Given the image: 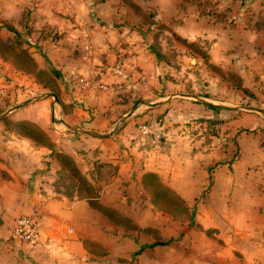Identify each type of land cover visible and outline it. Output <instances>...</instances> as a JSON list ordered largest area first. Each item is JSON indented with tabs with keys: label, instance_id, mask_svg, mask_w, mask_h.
<instances>
[{
	"label": "crops",
	"instance_id": "crops-1",
	"mask_svg": "<svg viewBox=\"0 0 264 264\" xmlns=\"http://www.w3.org/2000/svg\"><path fill=\"white\" fill-rule=\"evenodd\" d=\"M133 1L142 4L141 0ZM192 1L147 0V4H143L156 9L157 17L171 24L178 35L211 41V65L226 66L236 72H259L262 73L261 81H264V31L258 25L260 15L264 14V0H246L244 5L229 1L230 6L227 1L222 2L218 8H232L229 22L227 16L225 21L220 20V10H217L218 16L206 15L196 4L202 0ZM43 5L41 9H44ZM90 5L86 0H66L54 12L43 10V19L38 17L39 21L49 20L48 24L59 34L54 41L52 38L41 39L38 45L45 53L41 54L50 64L56 63L55 59L50 60L52 55L63 58V62L57 63L61 73L79 78L69 86L70 93L63 87L62 97L66 103L73 102V107L67 112L61 108L59 121L72 131H79L81 125L92 129L94 133L90 136L100 139L98 159L118 163L117 177L102 190L101 202L106 199L123 213L122 201L128 197L136 198L133 195L123 198L120 187L128 185L130 188L135 183L143 189V176L155 173L185 201L194 216L193 222L184 226H171L168 222L161 225L148 206L144 207L145 215L150 217L151 214L147 227L161 229L164 240L156 242L144 233L130 234L93 209L88 201L70 200L57 194L48 182L47 176L52 171L45 164L43 154L34 148H1L2 159L23 158L31 166L23 177V183L29 182V185L27 188L25 184L22 189L20 205L22 211L37 219L42 238L37 246H29L28 254H16L11 248H3L0 258L2 256L9 264H13L12 260L15 264H264V114L251 109V114L232 119L228 116L232 132L227 137L232 133L235 136V130H242L235 143H230L229 139L227 147L222 148L219 141L213 142L211 146L194 152L185 148V157L173 156L176 146L166 141L157 144L150 138L152 132L149 134V130L146 136L140 131L139 139L132 142L135 137L131 135L133 118L139 111L144 114V110L137 107L126 120L124 129L116 131V126L127 115L118 118L112 109L113 87L110 83L129 81L125 87L133 89L138 99L148 85L155 87L152 94L159 91L162 70L155 64L147 45L142 44L140 34L120 33L94 24ZM88 43L94 44V51ZM91 51L96 53L94 57L100 56V62L89 57ZM76 56L82 58L78 60ZM235 57L242 62H237ZM97 72L102 76L100 82H88L86 77ZM142 75L145 76L142 78ZM141 78L146 82L142 83ZM258 85L260 83L250 82L247 87L256 89ZM98 89L108 91L107 100L101 102L96 94L90 99L88 95L97 93ZM159 92L156 99L145 104L151 109L147 113L151 116L166 111L174 103L173 97ZM45 97L38 102H23L6 117L35 122L51 137L50 123H54L55 118L52 116L48 123L46 117L41 119L36 113L41 109L57 112L59 106ZM87 104L95 105L93 107L99 115L93 116L91 111L85 110ZM210 113L205 112L206 115ZM2 121L0 118V124ZM137 150L141 152L137 153ZM4 163L7 164L8 160ZM37 171L39 174L35 175ZM9 185L15 184L10 181ZM128 211L130 213L126 215L137 217L133 207H128ZM137 222L141 221L138 219ZM85 242L98 245L107 255L91 253Z\"/></svg>",
	"mask_w": 264,
	"mask_h": 264
},
{
	"label": "rangeland",
	"instance_id": "rangeland-1",
	"mask_svg": "<svg viewBox=\"0 0 264 264\" xmlns=\"http://www.w3.org/2000/svg\"><path fill=\"white\" fill-rule=\"evenodd\" d=\"M65 1L0 0V118H9L6 116L25 101L38 102L45 96L46 99L54 101L55 106H59L57 112L41 109L36 113V116L41 119L46 117L48 123H50L52 116L55 118V120L53 119L54 123H50L52 127L50 129L51 145L36 144L32 140L20 136L15 130L24 129L19 125L22 120L9 118L0 124V149L34 148L37 153L43 154L45 164L51 168L52 173H49L47 177L53 190L66 193L73 200H79L86 196L89 191L85 189V182L70 170L71 165L69 162L67 170L62 169L60 171L62 174H57L60 170V157L67 156L72 159L85 179L94 187L95 195H100V197L102 190L116 179L118 163H105L98 159V148L101 144L99 137L90 136L94 133L91 131L92 129L81 125L78 127L79 131H72L68 130L59 121L60 116H62L61 108L63 112H67L73 107L72 100V103H66L64 97H62L63 87L70 93L69 86L76 83L79 78L77 76L69 77L67 73H61L57 63L63 62V58L52 55L50 60L55 59L56 63L50 64L48 59L41 54L43 52L38 45L41 43V39L52 38L54 41L59 38V34L51 27V24H48L49 20L39 21L38 17L40 16V19H43V15H41L43 10L54 12V9ZM86 1L91 3V9L88 10L94 24L97 25L98 23L100 26H105L113 31H120V33H138L142 38V44H146L149 51L150 48H153L162 55L159 59L150 51L155 64L162 70L159 76L160 92L157 91V93L159 92L160 95L170 98L173 97L174 103L166 111L156 112L154 116L147 114L151 109L147 107L148 105H145L146 102L156 99L157 96V93L152 94L154 86L148 85L149 88H144V94L137 99V93L133 89L125 87L129 81L118 84L110 83L113 87V93L111 94L112 109L115 110L118 118H121L124 114L127 115L116 126V131L119 130L118 132H120L124 129L127 124L126 120L132 113H135L137 107L144 110V114H142L143 111H139L138 116L133 118L135 123L133 124L134 127L131 128V135L135 137L131 139L132 142L139 139L137 135L141 131V127L146 126L149 134L152 132L150 138L157 144L165 141L172 143L176 146V151L172 152L173 156L185 157L187 148H190V152L191 150L194 152L201 148H207L211 146V143L218 141L222 148H226L229 139L230 143L233 144L242 130H235V136L232 133V136L227 137L232 132L229 128L228 116H230L229 119H232L241 114H251V111H249L251 109H257L264 114L262 73L236 72L229 70L226 66L211 65L209 54L211 41L203 37L188 39L178 35L171 24H166L157 17L156 9L153 7L148 8L143 4H147V0H141L143 6L142 4L138 5L137 1L135 2L140 10V17L130 6V2H134L133 0ZM185 1L191 2V0ZM225 1L228 2V6L231 5L229 1L237 2L238 5L246 4V0H202L196 4H198L201 13L206 15L218 16L217 10H220V20L225 21L224 19L227 16L226 21L229 22V19H231H228L229 11H232V8H218ZM42 5L44 9H41ZM258 21V25L264 31V14L260 15ZM7 26H11L16 31H10ZM88 46H91L94 51V44L88 43ZM41 49L43 48L41 47ZM93 51H91L89 57L100 62V56L94 57L96 53H93ZM120 54L123 53H118V55ZM78 57L76 56L77 59ZM121 59L123 60L124 56ZM235 60L242 62L237 57H235ZM36 69L44 71L36 76ZM144 76L142 75V78ZM86 78L88 82L94 84L99 83L102 76L97 72V74H91ZM142 78L141 82L145 83L146 81H142ZM250 82L260 83V85L256 89H249L247 86ZM43 84L54 86V90H48L43 87ZM95 94L101 102L107 100V95L110 96L108 91L101 89H98L97 93H90L88 96L91 99ZM146 94L154 96L144 97ZM205 102L219 104L221 106L218 112L220 116H217V112L207 109L204 105ZM86 106L85 110L91 111L93 116L99 115L98 112H95L96 108L93 107L95 105L87 104ZM170 111L172 113L169 115ZM206 111L211 113L206 115ZM144 115L148 116L144 117ZM209 115L211 119L208 118ZM32 123L40 127L37 123ZM40 141L47 143L42 138H40ZM142 142V144H145V141ZM180 148L183 150H180ZM139 152L141 151L137 150V153ZM4 160H8V163L5 164ZM63 162L66 161L63 160ZM30 167L29 162L23 158L2 159L0 157V246H2L0 251L3 248H11V252L24 255L28 254L29 248H31L25 243L16 242L11 237L13 225L19 217L30 216L35 218L33 215L22 211L20 205L22 189L25 184L27 188L29 185V182L23 183V177ZM36 174L38 175L39 171ZM158 177L157 180H161ZM10 181H13L15 185L10 186ZM128 187V185L120 187L123 198L133 195L136 199H129L130 197H128V199L122 201L125 206L123 205L124 212L120 213L123 216L117 217V220L123 225L129 228L137 226L141 229H147V221L151 220V214L150 217L146 216L144 207L151 208L154 219L156 218L155 220L161 225L166 222L171 226L191 225L190 214L184 211L182 203L174 200L170 201L171 210L177 214V216H172L157 208L154 209L149 202L148 192L137 187L135 183L130 188ZM127 190L130 192L127 193ZM90 195L93 196L94 194L90 193ZM98 202L105 207H110V209L114 208L106 199L104 203L101 200H98ZM147 203L149 205H146ZM127 206L136 210L137 217L132 218L126 215L130 213ZM138 219L141 222H137ZM149 228L153 230L149 235L152 239L156 242L164 240L161 229L157 227ZM128 232L130 234L139 233L132 230ZM12 263L15 264L16 262L12 260ZM0 264H9V261H4L1 256Z\"/></svg>",
	"mask_w": 264,
	"mask_h": 264
},
{
	"label": "trees",
	"instance_id": "trees-1",
	"mask_svg": "<svg viewBox=\"0 0 264 264\" xmlns=\"http://www.w3.org/2000/svg\"><path fill=\"white\" fill-rule=\"evenodd\" d=\"M131 2H130V4H131L130 6L135 11L137 16L140 17V10L138 8V5L135 4V2H132V3ZM7 28L10 31H13V32L16 31L11 26H7ZM150 51H152V53L157 58L160 59L162 57L161 53L158 52L157 50L150 48ZM41 71H44V70H37L36 69L35 70L36 76ZM43 87H45L51 91L54 90V86L51 87L47 84H43ZM58 92L60 93L59 90H58ZM204 105L207 109H210V110L217 112V113L220 110V107L214 106V105L209 104V103H204ZM7 119H9V118H5V119H3V121L5 122ZM13 122H17V121H13ZM19 125L24 128L23 130H20V129L15 130V132H17L20 136L26 137V138L34 141L36 144L51 145L52 140H51L50 136L42 128H40V127L36 126L35 124H33L32 122H29L26 120L20 121ZM40 138L47 141V143L41 142ZM60 160H61L59 162L60 163V170L57 173L58 175L62 174V172H60L62 169L67 170V166H68V162H69L71 165L70 170L73 171L74 173H76L77 176L85 182V185H84L85 189H86V191H89V192H87V195L84 196L83 198H80L79 200L88 201L93 209L99 211L103 216H105L109 221H111L117 227L124 228L126 231L132 230V231H136L139 233H144V234L150 235V233L153 230L150 229L149 227L147 229L146 228L141 229L140 227H137V226L134 228H129L128 226L120 223L117 220V217L123 216V215L120 212H118L117 209H115V208L110 209V207H108V206L105 207L101 203L98 202V200H100V195L99 196L95 195L96 191H95L94 187L85 179V177L82 175V173L79 170L76 163L72 159L68 158L67 156L60 157ZM63 160L66 161L67 163L63 162ZM117 171H118V167H117ZM157 177H158V175H156L155 173H146L143 176V180H142V187L146 192H148L149 202L153 205L154 209L157 208L158 210L166 212L172 216H177V214L171 210V205H169V204H171L170 201L174 200V201H177V202H180L183 204L184 211L187 214H190V220H191V222H193L194 216H193V214L190 213L189 208L187 207V204L185 203V201H183L170 187L165 185L160 179L157 180ZM55 192L59 195H63L64 197H66L70 200H73L72 197L66 193H62L59 190H55ZM90 193H93L94 195L91 196ZM85 244L87 245V247L91 253L98 255V256L107 255V252L104 251L103 249H101V247H99L98 245H96L92 242H85Z\"/></svg>",
	"mask_w": 264,
	"mask_h": 264
},
{
	"label": "built area",
	"instance_id": "built-area-1",
	"mask_svg": "<svg viewBox=\"0 0 264 264\" xmlns=\"http://www.w3.org/2000/svg\"><path fill=\"white\" fill-rule=\"evenodd\" d=\"M147 133V127H141V134L146 135ZM11 232V237L16 242L25 243L29 246H37L41 243L42 232L40 224L33 217H19L15 221Z\"/></svg>",
	"mask_w": 264,
	"mask_h": 264
}]
</instances>
